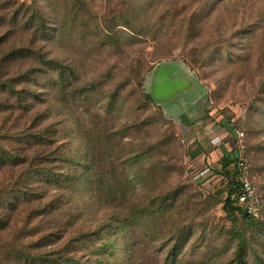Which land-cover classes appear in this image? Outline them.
<instances>
[{
	"label": "rangeland",
	"instance_id": "rangeland-1",
	"mask_svg": "<svg viewBox=\"0 0 264 264\" xmlns=\"http://www.w3.org/2000/svg\"><path fill=\"white\" fill-rule=\"evenodd\" d=\"M39 1L49 57L76 73L49 105L73 155H92L75 201L96 247H117L106 264H238L239 245L242 264H264V0ZM168 63L206 97L194 80L156 102L152 74ZM231 176L255 190L254 224L225 209Z\"/></svg>",
	"mask_w": 264,
	"mask_h": 264
},
{
	"label": "trees",
	"instance_id": "trees-1",
	"mask_svg": "<svg viewBox=\"0 0 264 264\" xmlns=\"http://www.w3.org/2000/svg\"><path fill=\"white\" fill-rule=\"evenodd\" d=\"M40 4L0 0V264H106L116 261L117 247L111 237L96 247L101 230L84 226V210L75 201L82 170L93 168L92 155H73L49 105L51 89L66 94L77 86L76 73L49 57L50 21ZM236 158L225 154L220 172L229 175ZM228 188L225 209L254 224L234 176ZM239 246L242 264L245 246Z\"/></svg>",
	"mask_w": 264,
	"mask_h": 264
},
{
	"label": "water",
	"instance_id": "water-1",
	"mask_svg": "<svg viewBox=\"0 0 264 264\" xmlns=\"http://www.w3.org/2000/svg\"><path fill=\"white\" fill-rule=\"evenodd\" d=\"M152 75L153 79L150 83L149 93L156 102L162 105L163 108L168 106L171 101L184 96L190 89H192L194 80H197L198 83L203 85L202 82L192 75L185 67L179 66L175 63L158 65L154 69ZM204 92L205 94L203 97L205 98L207 94L205 87ZM203 97L198 99L197 102L202 100ZM165 115L172 118L166 113Z\"/></svg>",
	"mask_w": 264,
	"mask_h": 264
},
{
	"label": "built area",
	"instance_id": "built-area-1",
	"mask_svg": "<svg viewBox=\"0 0 264 264\" xmlns=\"http://www.w3.org/2000/svg\"><path fill=\"white\" fill-rule=\"evenodd\" d=\"M243 149H244V144L242 140H240L239 145H238L239 153H241ZM241 185H242V192L240 194L239 199L241 202H243L246 205L247 211L250 213H253L256 210L255 205L252 204L254 203L255 190L246 176L242 178Z\"/></svg>",
	"mask_w": 264,
	"mask_h": 264
}]
</instances>
